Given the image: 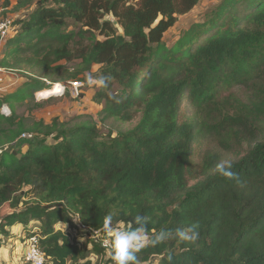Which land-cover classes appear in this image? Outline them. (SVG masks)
Listing matches in <instances>:
<instances>
[{
  "label": "trees",
  "instance_id": "16d2710c",
  "mask_svg": "<svg viewBox=\"0 0 264 264\" xmlns=\"http://www.w3.org/2000/svg\"><path fill=\"white\" fill-rule=\"evenodd\" d=\"M20 2L32 9L14 21L0 68L27 70L31 81L0 97V108L11 110L0 112V235L40 222L31 236H39L46 264H94L91 253H110L97 264H113L101 243L71 240L56 226L78 231L77 215L105 237V216L135 229L141 215L152 238L161 228L200 225L195 244L148 247L138 254L142 264H264V0H221L172 45L166 33L200 0ZM74 60L72 70L61 65ZM96 66L95 77L113 78L93 99L103 119L139 117L132 129L105 137L92 121L26 125L16 115L17 102L84 82ZM251 81V103L221 99ZM222 160L243 188L215 173Z\"/></svg>",
  "mask_w": 264,
  "mask_h": 264
},
{
  "label": "rangeland",
  "instance_id": "374dc122",
  "mask_svg": "<svg viewBox=\"0 0 264 264\" xmlns=\"http://www.w3.org/2000/svg\"><path fill=\"white\" fill-rule=\"evenodd\" d=\"M20 1L27 0H11L8 8H4L5 0H0V19H11L16 21L26 15L28 11L32 9L31 4L21 5ZM221 0H200V3L195 7L192 12L187 15L180 16L175 27L170 29L165 37L164 41L168 45H172L180 33L187 29L191 24L203 19L204 15L210 12V10ZM106 19L110 20L114 26L122 32L121 26L118 24L116 18L111 15L106 16ZM15 32L10 36L13 37ZM7 41V40H6ZM6 41L2 44L0 57L2 58V50ZM79 63V60H74L70 63L62 62V66L66 70H72ZM99 71V67H94L92 73L93 77ZM87 75L84 79V87L79 96L72 93L70 90L65 94H56L50 98H44L42 96L51 95L49 93L42 96L35 97L34 99H27L15 104L16 115L19 119H23L26 125H32L35 122L43 121L46 124H51L54 120L60 123L74 126L85 121L97 123L98 128L102 136L108 137L112 134L113 137L118 136L120 133L126 132L132 129L139 122V117L129 123H123L113 119L104 120L101 115L103 106L94 102V95L99 90V87H89L86 83ZM31 81L30 73L27 70L22 71H0V97L15 93L16 91L23 89L26 84ZM68 83V82H67ZM256 83L251 81L249 86L235 83L232 87L226 89L221 99L227 101L229 105L235 101H241L242 103L249 104L255 99ZM3 108V107H2ZM28 149L27 146L23 147V151ZM195 163L200 161L195 158ZM28 189V188H27ZM26 189V190H27ZM42 225L40 222L33 221L28 225V228H11L9 229L10 237H4L0 235V264H30L25 260V249L27 241L32 232L40 234ZM56 230H61L68 233L71 240L78 239L80 243L92 242L89 236L81 232L76 231L74 228H70L66 223H60L56 226ZM104 236V235H103ZM106 238V237H104ZM89 251L92 249V245L88 246ZM110 253H104L102 255H96L91 253L90 259L94 264L104 262Z\"/></svg>",
  "mask_w": 264,
  "mask_h": 264
},
{
  "label": "clouds",
  "instance_id": "9594fccd",
  "mask_svg": "<svg viewBox=\"0 0 264 264\" xmlns=\"http://www.w3.org/2000/svg\"><path fill=\"white\" fill-rule=\"evenodd\" d=\"M111 76L93 77L87 74L86 83L89 87H99L107 89L112 81ZM118 102V101H117ZM0 112L10 114L7 106L0 108ZM220 177L234 181L236 186L243 188L245 186L239 176L232 171V162L229 160H222L214 169ZM135 224L138 226L133 228L132 223H128L125 227L124 221H114L111 214L105 216L103 221L102 231L105 234L103 244L106 248L111 250V260L113 264H142L138 258V254L148 247H157L166 243L171 239H178L180 242L195 244L199 238V223L192 224L187 228H178L175 232L161 228L159 233H155L154 238L149 236V231L145 227L149 221L147 217L137 215ZM147 264V262H144Z\"/></svg>",
  "mask_w": 264,
  "mask_h": 264
},
{
  "label": "built area",
  "instance_id": "2783aa9c",
  "mask_svg": "<svg viewBox=\"0 0 264 264\" xmlns=\"http://www.w3.org/2000/svg\"><path fill=\"white\" fill-rule=\"evenodd\" d=\"M14 32H15V25H14L13 20L9 18L0 19V47L7 39L10 38V36ZM0 71L2 72L4 71V69L0 68ZM83 87H84V83L81 81L68 82L66 84L58 83V84L52 85L50 89H45V90L38 92L36 94V98L39 97V94H42L43 91H45L44 94L50 93L52 91L55 92L53 95L42 96L44 98H50L51 96H54L56 94H60V95L65 94L66 92H68V90H70L72 93H75L76 96H79ZM4 106H7V105H4ZM7 108L10 110L8 106ZM10 115H11V110H10V114H5V116H10ZM23 137L32 138L33 135L24 134ZM73 218H74V222L77 225L78 229L81 230V232L86 233L89 236V239L98 241L99 243L102 244L103 248H105L106 251L108 252L111 251L110 248H106L104 246L103 241L105 238L102 235L100 230H94V229H91L83 225L80 222V219L77 215L74 216ZM24 256H25V260L29 262L30 264H46L47 263V258L44 252L39 247V236L38 235H33L28 238Z\"/></svg>",
  "mask_w": 264,
  "mask_h": 264
},
{
  "label": "bare ground",
  "instance_id": "6f19581e",
  "mask_svg": "<svg viewBox=\"0 0 264 264\" xmlns=\"http://www.w3.org/2000/svg\"><path fill=\"white\" fill-rule=\"evenodd\" d=\"M54 93H55V92L52 91V92H50L49 94L53 95Z\"/></svg>",
  "mask_w": 264,
  "mask_h": 264
},
{
  "label": "crops",
  "instance_id": "0c3cea01",
  "mask_svg": "<svg viewBox=\"0 0 264 264\" xmlns=\"http://www.w3.org/2000/svg\"><path fill=\"white\" fill-rule=\"evenodd\" d=\"M2 47V46H1ZM1 47H0V52H1ZM17 227V226H16ZM15 228V227H14ZM18 228H21L20 226H18Z\"/></svg>",
  "mask_w": 264,
  "mask_h": 264
}]
</instances>
